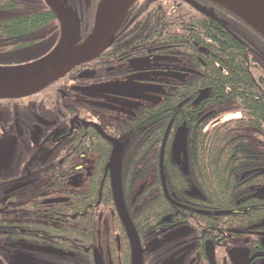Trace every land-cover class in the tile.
Segmentation results:
<instances>
[{"label":"flooded vegetation","instance_id":"af4514ba","mask_svg":"<svg viewBox=\"0 0 264 264\" xmlns=\"http://www.w3.org/2000/svg\"><path fill=\"white\" fill-rule=\"evenodd\" d=\"M184 1L210 20L242 28L240 34L249 39L238 36L237 41L249 43V53L264 55V40L247 24V28L242 27L238 17L206 0ZM85 5L73 7L82 14L83 22L86 0ZM147 5V0L143 1L114 34L118 22L110 44L93 61L74 68L32 96L0 100V158L4 161L0 165V264H133L108 168L114 143L120 145L123 203L133 227L129 208L142 202L143 191L152 180L132 178V190L128 191L121 157L127 153L129 141L117 134L115 126L136 116L146 104L159 101L166 90L173 89L171 82L192 73L182 68L175 55L153 46L157 43L144 44V32L138 24ZM177 32L175 35L186 37L184 32ZM85 72L88 77L81 76ZM169 73L173 78L166 81ZM111 84L121 86L118 95L96 92ZM129 92L135 97L122 95ZM203 92L207 97L200 103L209 98L212 88L199 87L196 99ZM182 126L186 134L185 123L178 130ZM172 154L174 162L182 166L183 151L180 164L173 150ZM160 174L162 201L171 211L156 224L148 242H141L134 227L143 251L142 264L149 258L146 264H235L230 254L236 250L247 252V259H239L238 264H264V223L245 230L221 227L222 222L215 217L227 212H211L208 206L197 204L202 197L196 188H187L185 194L197 203L179 198L174 182H166L162 155ZM203 200L208 203V199ZM252 200L264 202V185L249 187L245 201ZM22 207H26V219L20 214ZM195 215L204 218L199 220Z\"/></svg>","mask_w":264,"mask_h":264},{"label":"trees","instance_id":"16d2710c","mask_svg":"<svg viewBox=\"0 0 264 264\" xmlns=\"http://www.w3.org/2000/svg\"><path fill=\"white\" fill-rule=\"evenodd\" d=\"M60 1L68 7L85 5V0ZM96 1L88 2L82 37L90 31ZM143 1L130 5L114 34L134 9L142 7ZM147 3L148 8L142 11L145 16L141 14L138 24L144 32V44L157 43L153 46L175 55L182 68L192 73L171 82L173 89L166 90L159 101L146 104L136 116L115 126L117 134L127 136L129 141L127 153L121 157L123 183L128 191L132 190V178L152 180L143 191L142 202L129 208L141 242H148L156 224L171 211L170 205L162 201L161 155L166 182H174L179 198L197 203L185 194L187 188H196L202 197L197 204L208 206L211 212H227L215 217L222 222L221 227L245 230L247 226L263 224L264 202L245 201V197L250 186L264 185V55L259 51L249 53V43L237 41L238 36L249 39L240 34L242 28L210 20L184 0ZM213 7L230 14L222 7ZM239 21L242 27L253 30ZM177 31L186 37L175 35ZM59 37V23L43 0H0V66L36 61L56 47ZM202 85L211 87L212 94L196 105V92ZM222 116L230 118L222 121ZM184 123L187 132L183 163L179 166L174 162L171 144ZM203 198L208 199L207 204ZM20 214L26 219V207ZM220 232L223 234V230ZM151 259H146L145 264Z\"/></svg>","mask_w":264,"mask_h":264},{"label":"water","instance_id":"95a60500","mask_svg":"<svg viewBox=\"0 0 264 264\" xmlns=\"http://www.w3.org/2000/svg\"><path fill=\"white\" fill-rule=\"evenodd\" d=\"M135 0H99L94 11L93 25L84 40L81 37L82 17L77 10L68 8L59 0H43L56 17L60 27V38L55 49L43 58L23 65L0 66V100H17L32 96L63 78L74 68L96 59L110 44V36L124 12ZM236 15L264 38V0H208ZM195 8L211 16L195 5ZM85 41V42H84ZM84 42V43H82ZM88 73V72H87ZM86 72L81 75L88 77ZM119 85H105L96 92L118 95ZM124 90V89H123ZM122 93L127 97H135ZM207 97L203 92L194 102L198 104ZM185 127L176 133L172 150L181 163ZM167 136V134H166ZM166 138V137H165ZM114 142V141H113ZM114 151L108 166L111 172L112 191L117 211L128 234L132 248L133 264H142V253L138 236L125 210L120 176V145L114 143ZM4 161L0 158V165ZM163 176V171L161 172ZM193 194H197L193 192ZM244 252V253H242ZM231 253V252H230ZM211 257V254H210ZM231 260L238 264L247 259L246 251H232Z\"/></svg>","mask_w":264,"mask_h":264},{"label":"rangeland","instance_id":"374dc122","mask_svg":"<svg viewBox=\"0 0 264 264\" xmlns=\"http://www.w3.org/2000/svg\"><path fill=\"white\" fill-rule=\"evenodd\" d=\"M97 2V1H96ZM173 78V73H169L168 75H167V78H166V81L167 80H170V79H172Z\"/></svg>","mask_w":264,"mask_h":264}]
</instances>
